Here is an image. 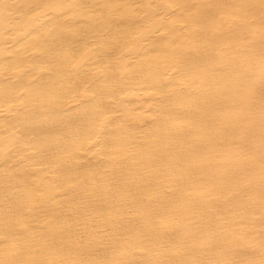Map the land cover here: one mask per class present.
Returning <instances> with one entry per match:
<instances>
[{
    "label": "bare ground",
    "instance_id": "6f19581e",
    "mask_svg": "<svg viewBox=\"0 0 264 264\" xmlns=\"http://www.w3.org/2000/svg\"><path fill=\"white\" fill-rule=\"evenodd\" d=\"M0 264H264V0H0Z\"/></svg>",
    "mask_w": 264,
    "mask_h": 264
}]
</instances>
